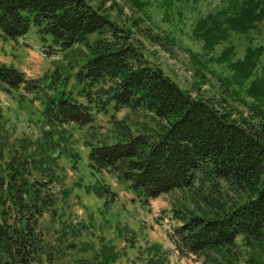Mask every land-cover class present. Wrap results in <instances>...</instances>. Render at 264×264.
Listing matches in <instances>:
<instances>
[{"label": "trees", "instance_id": "obj_1", "mask_svg": "<svg viewBox=\"0 0 264 264\" xmlns=\"http://www.w3.org/2000/svg\"><path fill=\"white\" fill-rule=\"evenodd\" d=\"M163 1L172 9L175 1L186 0ZM221 1L192 29V38L206 52L227 42L231 33L247 36L264 22V0ZM31 27L61 52L75 46L86 52L74 76L77 90L41 99L44 126L91 128L103 103L148 112L153 126L135 132L117 126L120 140L91 145L88 168L127 183L143 206L175 191L187 193L198 209L176 205L172 210L179 225L168 234L180 257L217 254L219 260L204 263L264 264V41L247 46L241 59L233 60L230 45L200 64L227 70L226 77H218L220 93L236 86L250 118L224 109L222 96L208 100L181 89L145 59L130 29L85 0H0L2 40L15 41ZM39 81L0 62L4 93L39 97ZM12 168L7 179H0V264H41L39 219L53 199L44 184L33 185L22 164ZM103 193L113 196L104 188L97 195ZM238 237L250 250L242 263L236 257Z\"/></svg>", "mask_w": 264, "mask_h": 264}, {"label": "rangeland", "instance_id": "obj_2", "mask_svg": "<svg viewBox=\"0 0 264 264\" xmlns=\"http://www.w3.org/2000/svg\"><path fill=\"white\" fill-rule=\"evenodd\" d=\"M85 1L119 27L130 29L145 59L181 89L208 100H221L222 96L224 109L251 118L236 86L220 93L218 77H226L227 70L211 63L207 67L200 64L230 45L233 60L241 59L247 46L264 41V22L247 36L231 33L227 42L206 52L202 43L192 38V29L200 17L222 6L221 0L175 1L172 9L163 0ZM85 54L80 46L59 51L34 27L15 41L0 38V62L17 68L28 79L40 80L39 97L0 90V179L13 173L12 166L22 164L21 170H28L26 175L33 185L44 184V190L51 193L53 205L39 219L41 264H205L212 258L219 260L217 254H212L211 260L180 257L168 238L179 225L172 210L176 205L184 202L189 210L198 209L187 193L175 191L143 206L127 183L108 171L94 173L88 168L91 145L120 140L117 126H127L133 132L153 126L148 112L115 110L103 103L102 111H95L91 128L44 126L41 99L63 89L77 90L74 76ZM100 188L113 196L97 195ZM236 243V257L242 263L250 250L241 237Z\"/></svg>", "mask_w": 264, "mask_h": 264}]
</instances>
